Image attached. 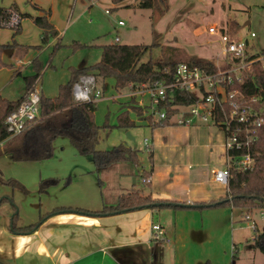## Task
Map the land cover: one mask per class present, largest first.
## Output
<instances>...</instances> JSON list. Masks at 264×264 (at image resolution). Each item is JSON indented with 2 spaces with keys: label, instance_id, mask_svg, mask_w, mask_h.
Here are the masks:
<instances>
[{
  "label": "rangeland",
  "instance_id": "rangeland-1",
  "mask_svg": "<svg viewBox=\"0 0 264 264\" xmlns=\"http://www.w3.org/2000/svg\"><path fill=\"white\" fill-rule=\"evenodd\" d=\"M38 1L44 10H50L52 23L62 32L59 47L54 49V44L41 51L44 44L36 33V27H27L28 23L21 29L22 33L19 30L14 34V30L8 27L0 30V40L4 43L2 45L9 43L16 49V56L0 57V96L8 101H14L20 96L25 77H31L28 73L9 77L3 70L10 63L14 64L17 58L24 65L31 60L45 65L49 62V68L40 76V88L44 97L53 98L57 95L58 87L69 80L64 78L69 72L68 66L83 60L89 66L94 65L98 62V46L114 43L115 36L118 37L119 44L157 45L142 56L139 64L161 57L179 62L200 58L214 65L222 64V41L220 37L207 32L211 26L225 35L229 42L246 40L251 54L264 52V0H167V11L162 15H158L153 9H138V0ZM8 2L15 3L21 14H28L30 4L26 0H0L3 6ZM119 22L123 26H118ZM250 34L253 35L252 38ZM7 35L8 42H4ZM76 44L81 47H75ZM111 83L108 82V88L103 91L104 98L115 94ZM125 103L131 108H137L136 103L126 99H118L117 103L106 100L95 103L94 122L99 127L106 125L99 130L96 149L108 151L117 145H123L135 150L139 161L137 167L117 164L99 172L106 201H113L116 195L131 191L149 194L150 185L143 184L141 176L142 170L148 172L151 166L154 172H160L165 183L173 182L179 173L176 168L184 170L187 164H200L199 169L205 171L207 178L212 172L224 168V137L212 124L200 125L195 129L176 125H161L152 129L145 121H138L135 112L126 108ZM144 103L147 104L146 98ZM121 113H126L130 121L136 122L134 127L127 130L117 127V117ZM143 139L149 141V151L144 149ZM64 142L67 140L64 139ZM68 146L71 152L75 151L70 144ZM149 153H152L151 160ZM63 155L65 158V154ZM73 155L80 158L76 153ZM72 157L69 151L66 152L68 160ZM0 160L6 175L14 178L22 175L23 167L14 169L9 161H5L7 159ZM201 164L206 166L201 167ZM127 169L133 170L135 184L124 174ZM259 212L260 210L253 211L249 214L250 220L245 221L239 211L233 210L230 227H222V231L217 234L221 243L216 241L213 244L214 256L218 247L220 263L264 264V255L253 249L251 243L254 235L252 225H256L259 233L264 232V217L259 219Z\"/></svg>",
  "mask_w": 264,
  "mask_h": 264
},
{
  "label": "crops",
  "instance_id": "crops-1",
  "mask_svg": "<svg viewBox=\"0 0 264 264\" xmlns=\"http://www.w3.org/2000/svg\"><path fill=\"white\" fill-rule=\"evenodd\" d=\"M31 3L37 9L29 5L33 10L28 8V14L39 17L48 13V22L57 32L55 37H51L43 45L41 51L59 44L62 32L52 23L50 10H44L38 0H31ZM13 4L15 5L8 2L7 5H0L9 9ZM25 23H28L27 27L34 25L30 19L25 18L21 20L19 30H23ZM34 27L41 40V30L35 25ZM1 42L3 41L0 40V45L4 44ZM4 42H8V35ZM102 46H98V62ZM15 53L16 49L10 45L0 50V57L8 55L12 58ZM14 62L3 69L9 77L26 73L32 77L38 68L39 77L32 87L42 95L40 76L49 68V62L45 65L31 60L24 65L19 58ZM77 62H73L68 68L89 67L84 60L76 64ZM70 69L64 78H70ZM108 82L112 81L96 79V86L103 92L108 88ZM113 90V96L103 97L102 100L111 103H117L118 99L130 100L127 95L128 87L118 91L113 86ZM25 93L24 82L20 96L14 101L21 99ZM124 105L132 109L127 103ZM195 128L198 126L191 127ZM64 139L57 138L53 142V156L46 161L14 162L7 154L0 155V159H7L5 161H9L12 168L23 167L22 175L15 176L16 179L6 175L0 165L1 177L16 180L27 191L24 193L20 189L0 186V198H5L0 203V264H224L218 259V247L214 256L213 244L216 241L221 243L217 234L222 231V227H230L233 210L230 207L210 206L226 197L227 188L214 182L212 175L207 178L205 171H200V164H187L184 170L176 168L179 173L169 183H165L160 172H154L153 166L148 171L150 193L147 195L152 200L176 203L183 207H146L109 215L85 214L76 210L99 213L103 206L114 205L122 194L116 195L113 201H106L99 176L101 170H95L90 156H80L75 149L71 152L68 146L70 143L65 139L69 143L67 144ZM68 151L73 156L70 160L66 158ZM75 153L80 158L73 155ZM204 166L206 165L201 164V167ZM132 171L127 169L124 174L135 184ZM44 179H56L58 183L40 194L38 182ZM260 212L264 213V210ZM14 214L17 215L15 226L18 229L31 226L45 217L31 231L13 232L10 222ZM263 217L264 214L259 219ZM152 225H158L163 230V240L152 239ZM254 226L257 229L255 224Z\"/></svg>",
  "mask_w": 264,
  "mask_h": 264
},
{
  "label": "trees",
  "instance_id": "trees-1",
  "mask_svg": "<svg viewBox=\"0 0 264 264\" xmlns=\"http://www.w3.org/2000/svg\"><path fill=\"white\" fill-rule=\"evenodd\" d=\"M34 9L35 5L31 0H26ZM138 9H153L162 15L167 11V0H138ZM18 16V23L14 27H9L11 16ZM48 13L39 17H31L29 14L18 13L16 5L6 9L0 5V29L10 28L14 34L19 32L22 19H30L35 26L41 30V43L45 44L51 37H55L57 32L48 22ZM10 45H0V50ZM12 46V45H11ZM145 45H125L114 42L101 47V57L96 64L82 69H70L69 80L58 87L57 95L47 98L40 95L39 100V120L27 127L21 134L10 137L4 125L5 116L14 110L22 101L24 96L17 101H8L0 96V144L2 149L0 155L7 154L14 162H41L49 160L53 156V142L57 138H65L80 156H90L95 170L108 169L117 164L129 163L138 166V156L135 150H131L123 145H117L108 151L97 150L100 128L94 122L95 103H74L72 101V86L82 75H90L95 79L113 82L115 90H123L130 84H144L163 79L158 72L163 67L172 68L178 63L204 68L208 72H214L215 66L210 61L200 58H192L185 62L177 60H165L162 57L158 60H148L146 63L139 64L142 56L150 51L152 47ZM59 47L55 45L54 49ZM75 47H81L76 44ZM83 47V46H82ZM264 53V52H263ZM259 54H253L250 58H256ZM39 77V70L30 78H25L26 93L32 89V84ZM242 90L247 95L259 97L264 102V71L255 64L251 72L247 74ZM25 93V94H26ZM173 103L178 105H189L192 96L186 92L177 91L174 94ZM132 110L137 116L141 115L139 108L133 107ZM126 113H121L117 117V127L129 129L134 127ZM166 125L159 123L154 127ZM248 153L253 159L250 170L240 171L234 164L230 168V178L227 185V195L219 203L210 206L230 207L232 210L239 211L244 218L255 210H264V125L259 131L256 141H254L248 152L246 150L231 151L230 157L234 160L239 159ZM152 153H149V160ZM150 172L142 170V179H148ZM56 179H44L38 182V192L45 193L46 190L57 184ZM0 186H7L11 189H20L27 193L26 189L14 179H4L0 175ZM5 198H0V203ZM178 208L183 205L170 203L167 201L152 200L149 195L144 196L139 191H131L122 194L117 198L114 205L103 206L99 213L84 210H76L80 213L94 215H109L118 212H127L141 208ZM15 210V209H14ZM45 217V216H44ZM31 226L18 229L15 226L17 215L11 217V229L13 232H26L36 228L44 219ZM254 235L251 239L252 248L264 255V232L259 233L253 229ZM234 256V255H233Z\"/></svg>",
  "mask_w": 264,
  "mask_h": 264
},
{
  "label": "built area",
  "instance_id": "built-area-1",
  "mask_svg": "<svg viewBox=\"0 0 264 264\" xmlns=\"http://www.w3.org/2000/svg\"><path fill=\"white\" fill-rule=\"evenodd\" d=\"M17 23L18 16L13 14L8 26L14 27ZM118 25L123 23L119 22ZM207 32L220 37L223 45L222 64L214 65V72L187 63H178L172 68L159 69L158 72L163 76L161 80L128 85L127 95L141 110L137 120L145 121L150 127L159 123L179 127L212 124L216 127L224 137L225 163L222 170L213 172L212 179L227 187L230 168L234 164L240 171L250 170L253 165V159L248 153L236 160L229 153L241 150L248 152L264 125V102L242 90L247 74L255 64L264 71V53L250 58L253 54L249 52L246 40L229 42L213 26ZM252 37L250 34V38ZM114 42H118L117 37ZM177 91L190 94L192 102L186 106L174 104L173 98ZM71 95L72 101L77 104L96 103L103 99L102 90L96 86V79L90 75L78 78L72 86ZM145 98L147 104L144 103ZM39 100V92L32 87L18 106L5 116L4 125L10 137L21 134L39 120ZM143 147L149 151L150 144L147 139H143ZM141 180L143 184L150 182L149 178ZM263 214L259 212L260 217ZM244 220H250L249 215ZM254 228L252 225V229ZM151 229L153 240H163L164 232L158 225H152Z\"/></svg>",
  "mask_w": 264,
  "mask_h": 264
},
{
  "label": "water",
  "instance_id": "water-1",
  "mask_svg": "<svg viewBox=\"0 0 264 264\" xmlns=\"http://www.w3.org/2000/svg\"><path fill=\"white\" fill-rule=\"evenodd\" d=\"M127 136H128V138L130 139V140H132V138L129 136V134H126ZM189 207V206H188Z\"/></svg>",
  "mask_w": 264,
  "mask_h": 264
}]
</instances>
